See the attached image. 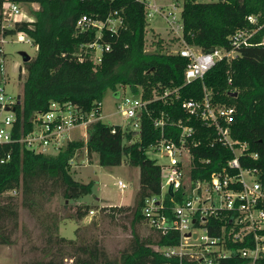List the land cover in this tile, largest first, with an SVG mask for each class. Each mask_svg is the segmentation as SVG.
Masks as SVG:
<instances>
[{
	"label": "trees",
	"instance_id": "16d2710c",
	"mask_svg": "<svg viewBox=\"0 0 264 264\" xmlns=\"http://www.w3.org/2000/svg\"><path fill=\"white\" fill-rule=\"evenodd\" d=\"M18 1L36 2L40 8L33 11L35 21L18 22L14 28L3 30L0 0V34L25 32L37 46L36 56L25 62L22 100L16 106V139L32 130L35 114L47 110L52 101L72 102L88 113L102 105L110 89L118 96L121 87H129L134 95L141 94L146 100L166 90L177 89V92L166 100L156 99L148 104L142 115L138 141L134 140V132L99 120L89 125L87 142L74 139L57 152H37L19 142L2 145L1 154L11 156L0 162V244H14L20 228V208H23L40 230L41 244L32 247L40 256L30 260V264H66L69 259L72 264H189L186 257H169L161 250L180 244L179 231L164 234L153 228L149 235L141 234L140 225L148 223L143 212L148 198L163 196L170 212L176 203L190 196L186 184L177 191H164V169L148 156L147 150L164 136L177 140L181 132L177 122L183 120L196 132L195 138L189 141L191 183L209 179L227 165L235 156L233 150L217 141L215 127L190 116L182 107L185 99H202L206 86L222 103L235 107L231 135L248 146L240 157L242 165L258 168L264 181V0L183 1L182 39L203 51L231 49V35L239 29L254 27L248 20L250 15L257 17V27H260L251 44L241 47L235 58L218 61L204 78L190 83L185 79L189 63L186 57L180 53L146 50L149 23L142 3L135 0ZM114 11H119L123 24L117 33L104 32L103 42L109 43L111 49L104 51L98 62L95 51L85 46L88 40L86 34L77 30V21L83 14L105 18ZM161 116L167 122L164 129L156 127L154 122ZM83 149L90 163L98 156L102 166H119L125 161L140 168V187L134 204L103 207L114 218L117 213L132 215V238L120 256H112L94 236L80 233V227L76 238L61 236L60 224L65 217L47 209L56 196L72 201L92 193L93 181H78L72 174L71 162ZM75 207L74 215L69 217L78 222L93 210L86 204ZM223 224L221 216L209 217L207 226L211 235H219ZM229 245L242 248L253 244L249 241ZM217 264H250V260L233 255ZM258 264H264V260Z\"/></svg>",
	"mask_w": 264,
	"mask_h": 264
},
{
	"label": "built area",
	"instance_id": "2783aa9c",
	"mask_svg": "<svg viewBox=\"0 0 264 264\" xmlns=\"http://www.w3.org/2000/svg\"><path fill=\"white\" fill-rule=\"evenodd\" d=\"M135 1L144 5L147 19L162 15L171 24V30L183 43L182 48L176 53H180L189 60L185 71V79L188 83L204 78L218 61L224 58L228 60L235 58L241 47L251 44L252 37L260 28L257 27V17L250 15L248 20L254 27L239 29L231 35V49L212 48L210 51H203L186 44L182 39L181 12L179 17L176 13L182 5L172 4V9H166L156 0ZM26 7L33 9L27 11ZM39 8L40 5L36 2L2 0V29H12L22 21H35L33 11ZM122 19L119 11L111 12L105 18L83 14L78 19L77 30L79 33L86 34L85 39L88 41L85 46L95 51L98 62L101 61L103 52L111 49L109 43L103 42L104 32L117 33L123 24ZM2 33L0 34L2 78L0 82V162L4 163L11 156L1 154V146L4 144L19 142L37 152L53 153L74 140L72 133L78 128H83L84 137H87L89 125L103 120L102 105L85 113L72 102L58 101H52L47 110L38 111L35 114L30 132L18 139L14 137L18 96L8 94L5 89L7 63L4 43L7 36ZM18 33L28 36L25 32ZM23 35L21 37H24ZM26 40L33 41L30 36ZM25 75L26 70L21 69V77L24 78ZM231 82L230 78L229 83ZM204 91L202 99H185L182 107L190 116L199 118L209 127H215L217 141L232 149L235 156L220 171L213 173L211 178L191 183L189 175L192 169V157L189 141L195 138L196 132L192 125L183 120L178 121L177 126L181 132L177 140L164 136L159 142L152 144L148 150H154L168 158L166 184L169 189L177 191L186 184L190 196L185 201L176 203L170 212H167L168 208L163 196L150 197L146 200L143 212L148 224L161 230L162 233L165 234L171 230L179 231L180 244L161 249L169 257L178 256L182 259L186 257L189 264H217L221 259L240 255L242 258L249 259L250 264H258L260 260H264V181L258 168L242 165L240 157L246 153L248 146L247 143H239L231 135L230 124L234 121L235 107L222 103L206 86ZM176 92L177 89L166 90L162 95L155 94L148 100L141 94L120 97L118 111L127 119L133 120V126L125 128L122 126L123 131L139 134L142 115L147 110L148 104L156 99L166 100L167 96ZM154 122L156 127L162 129L167 123L164 116L158 117ZM115 132L116 129L113 130V133ZM253 157L257 158V154H253ZM118 185L122 189L127 187L122 180L118 182ZM91 213L93 214L94 211L92 210ZM211 216H221L224 220L220 234L217 236H212L207 226ZM198 229L203 232L202 235L199 234ZM190 239L201 240L202 243L199 245L188 243ZM249 241L253 245L242 248L229 245Z\"/></svg>",
	"mask_w": 264,
	"mask_h": 264
},
{
	"label": "rangeland",
	"instance_id": "374dc122",
	"mask_svg": "<svg viewBox=\"0 0 264 264\" xmlns=\"http://www.w3.org/2000/svg\"><path fill=\"white\" fill-rule=\"evenodd\" d=\"M163 4L164 8L172 9V4L183 5L184 0H156ZM212 1V0H203ZM38 6V5H37ZM32 7H26L31 11ZM181 8L177 10L180 16ZM146 50L148 52L163 51L165 53H176L183 46V43L177 38V34L171 30V24L162 15H156L147 19ZM17 33L9 35L4 43L6 51L7 76L5 80L6 92L13 96L23 94L24 78L21 77V69H25V61L22 52H26L31 58L37 54V46L33 41L27 42L29 36ZM26 36V37H25ZM159 41H161L159 44ZM161 45V46H159ZM162 47V48H161ZM119 97L116 91L108 90L102 103V117L106 123L119 124L121 126H133L132 119H127L118 111L120 97L134 96L129 87L120 88ZM84 129L78 128L73 131V139H82L88 141L89 136L84 137ZM139 134L135 133L134 140H139ZM149 157L157 160L162 165L164 191L169 189L166 184L167 172L166 166L169 160L161 153L154 150H148ZM72 174L78 181L85 183L93 181L92 193L85 195L77 200L65 201L61 196H56L47 209L52 212H58L65 217L60 224L59 233L66 238H76V230L80 227V233L87 237L94 236L108 250L112 256H120L128 247L132 238V215L129 213H117V216L111 217L110 211L103 207L114 205H133L136 194L140 187V168L134 167L123 162L119 166H102L98 162V156L94 157V162L90 163L87 157L86 149L76 154L71 162ZM122 180L127 187L122 189L118 182ZM188 184V182H187ZM76 204H86L92 207L91 212L81 221L69 216L74 215ZM102 208V209H101ZM35 219L26 209L20 208V228L15 235V242L12 245L0 244V264H30V260L40 256L38 251H33L34 244L40 245L38 235L40 233ZM141 234L149 235L153 231L148 223L140 225ZM200 235L203 234L198 229ZM188 243L199 245L201 240L190 239ZM157 247V246H155ZM198 248V247H196ZM66 264H72V260H66Z\"/></svg>",
	"mask_w": 264,
	"mask_h": 264
},
{
	"label": "water",
	"instance_id": "95a60500",
	"mask_svg": "<svg viewBox=\"0 0 264 264\" xmlns=\"http://www.w3.org/2000/svg\"><path fill=\"white\" fill-rule=\"evenodd\" d=\"M22 56L24 57V61L27 62L31 59V57L26 53V52H22L21 53ZM237 93L235 92L234 95H236ZM22 100V94L18 95V103L20 104ZM195 221V220H194ZM196 236V235H195Z\"/></svg>",
	"mask_w": 264,
	"mask_h": 264
},
{
	"label": "crops",
	"instance_id": "0c3cea01",
	"mask_svg": "<svg viewBox=\"0 0 264 264\" xmlns=\"http://www.w3.org/2000/svg\"><path fill=\"white\" fill-rule=\"evenodd\" d=\"M120 205H123V204H120Z\"/></svg>",
	"mask_w": 264,
	"mask_h": 264
}]
</instances>
